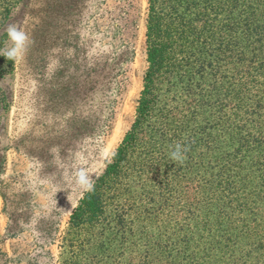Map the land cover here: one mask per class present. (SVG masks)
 I'll return each mask as SVG.
<instances>
[{"label": "rangeland", "instance_id": "1", "mask_svg": "<svg viewBox=\"0 0 264 264\" xmlns=\"http://www.w3.org/2000/svg\"><path fill=\"white\" fill-rule=\"evenodd\" d=\"M147 6L148 0H0V264H64L73 211L131 136L111 173L113 199L79 263L128 264L132 245L138 256L157 257L156 264H164L162 257L187 262L198 199L239 142L227 140L213 63L196 65L193 52L182 60L176 43L172 67L151 87L149 115L140 122ZM184 7L173 5L188 20L193 8ZM162 9L176 19L167 1ZM10 28L26 37L12 58ZM177 144L187 149L183 163L170 159Z\"/></svg>", "mask_w": 264, "mask_h": 264}, {"label": "trees", "instance_id": "2", "mask_svg": "<svg viewBox=\"0 0 264 264\" xmlns=\"http://www.w3.org/2000/svg\"><path fill=\"white\" fill-rule=\"evenodd\" d=\"M163 1H167L176 19L168 18ZM181 2L184 11L193 8L188 20L173 8ZM5 10L2 22L9 12ZM257 13L263 19L256 17ZM145 22L148 65L144 97L138 106L140 122L149 115L146 97L151 87L172 67L171 46L176 43L182 60L187 62L193 52L196 65L208 60L213 63L214 86L222 93L219 101H223L227 140L239 142L223 154L219 173L210 175L198 199L203 203L193 215V233L186 242L189 255L184 264H264V146L258 144L264 139V0H148ZM17 90L21 93V85ZM127 139L73 211L65 232V245L70 251L64 264L87 260L92 233L113 199L109 188L117 174L111 173L121 167L133 136ZM242 141L247 145L242 146ZM130 252L135 256L128 264L159 262L155 256H138L135 245ZM167 258L160 261L167 264ZM173 262L170 264H182Z\"/></svg>", "mask_w": 264, "mask_h": 264}, {"label": "clouds", "instance_id": "3", "mask_svg": "<svg viewBox=\"0 0 264 264\" xmlns=\"http://www.w3.org/2000/svg\"><path fill=\"white\" fill-rule=\"evenodd\" d=\"M10 40L13 43V48L7 53L9 58L17 55L18 51L22 48L26 39L25 35L14 28H10L8 31ZM187 149L180 144L175 145L173 150L170 152V159L177 162L183 163L186 160Z\"/></svg>", "mask_w": 264, "mask_h": 264}]
</instances>
